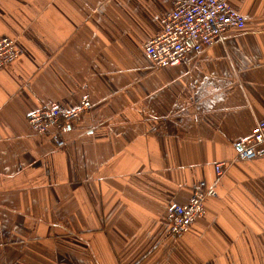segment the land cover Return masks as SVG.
Masks as SVG:
<instances>
[{"label": "crops", "instance_id": "1", "mask_svg": "<svg viewBox=\"0 0 264 264\" xmlns=\"http://www.w3.org/2000/svg\"><path fill=\"white\" fill-rule=\"evenodd\" d=\"M197 55L154 67L143 45L173 0H0V264H264V158L232 142L264 119V0ZM91 109L57 147L26 116ZM225 162L217 178L214 164ZM215 187L179 236L166 206Z\"/></svg>", "mask_w": 264, "mask_h": 264}, {"label": "built area", "instance_id": "2", "mask_svg": "<svg viewBox=\"0 0 264 264\" xmlns=\"http://www.w3.org/2000/svg\"><path fill=\"white\" fill-rule=\"evenodd\" d=\"M244 16L233 9L229 0H173L172 9L161 18L160 33L143 45V51L157 68L179 64L190 55L197 56L214 42H223L229 29H242ZM15 40L0 37V69L8 66L18 54ZM88 98L75 107L47 105L27 114V123L35 133L47 134L57 147L64 145L62 130L91 109ZM236 160L264 158V119L256 121L247 137L232 142ZM225 162L214 164L216 177L223 174ZM216 193L213 185L200 181L186 203L171 201L166 206L168 233L179 236L204 214V202Z\"/></svg>", "mask_w": 264, "mask_h": 264}, {"label": "rangeland", "instance_id": "3", "mask_svg": "<svg viewBox=\"0 0 264 264\" xmlns=\"http://www.w3.org/2000/svg\"><path fill=\"white\" fill-rule=\"evenodd\" d=\"M172 6H173V4H172ZM10 38H11V37H10ZM12 39H13V38H12ZM14 40H15V39H14ZM15 42H16V41H15ZM15 45H16V49H17V51L19 52V50H18V47H17V44H16V43H15ZM18 54H19V53H18ZM18 54H17V56H18ZM17 56L15 57V59L17 58ZM15 59H14V60H15ZM14 60H13V61H14ZM13 61H12L11 63H13ZM3 69H4V68L0 69V71H1V70H3ZM26 119H27V116H26Z\"/></svg>", "mask_w": 264, "mask_h": 264}]
</instances>
